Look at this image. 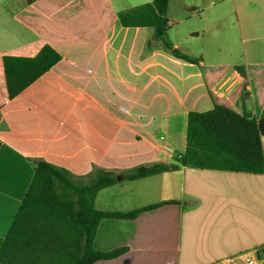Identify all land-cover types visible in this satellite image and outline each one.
<instances>
[{
    "label": "crops",
    "instance_id": "crops-1",
    "mask_svg": "<svg viewBox=\"0 0 264 264\" xmlns=\"http://www.w3.org/2000/svg\"><path fill=\"white\" fill-rule=\"evenodd\" d=\"M152 0H0V246L40 162L85 178L96 168L169 170L101 189L94 264H236L264 250V174L183 165L190 112L264 110V0H170L175 57L119 13ZM243 49L240 51L239 46ZM61 59L15 97L4 58ZM241 66L243 73L237 71Z\"/></svg>",
    "mask_w": 264,
    "mask_h": 264
},
{
    "label": "trees",
    "instance_id": "trees-1",
    "mask_svg": "<svg viewBox=\"0 0 264 264\" xmlns=\"http://www.w3.org/2000/svg\"><path fill=\"white\" fill-rule=\"evenodd\" d=\"M169 1L152 0L123 10L119 13L120 22L125 27L153 28L154 38L165 50L199 64L200 58L182 52L169 38ZM60 59L50 46H44L34 57H5L9 96L18 95ZM235 69L243 73L241 66ZM182 162L184 166L201 170L264 174V110L256 116L215 102L209 111L190 112ZM170 168L162 164L122 172L96 168L89 176L80 178L64 168L40 162L0 246V264H94L118 257L127 248L103 252L94 247L100 221L134 219L161 204L126 214L101 211L95 207L98 192L119 178L132 180Z\"/></svg>",
    "mask_w": 264,
    "mask_h": 264
},
{
    "label": "built area",
    "instance_id": "built-area-1",
    "mask_svg": "<svg viewBox=\"0 0 264 264\" xmlns=\"http://www.w3.org/2000/svg\"><path fill=\"white\" fill-rule=\"evenodd\" d=\"M243 264H264V250H256L244 256Z\"/></svg>",
    "mask_w": 264,
    "mask_h": 264
},
{
    "label": "rangeland",
    "instance_id": "rangeland-1",
    "mask_svg": "<svg viewBox=\"0 0 264 264\" xmlns=\"http://www.w3.org/2000/svg\"><path fill=\"white\" fill-rule=\"evenodd\" d=\"M239 49H240V51H242L243 47L240 45ZM236 264H243V262L242 261H237Z\"/></svg>",
    "mask_w": 264,
    "mask_h": 264
}]
</instances>
